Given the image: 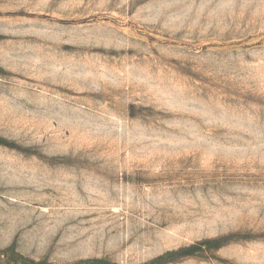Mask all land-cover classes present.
Returning a JSON list of instances; mask_svg holds the SVG:
<instances>
[{"label": "rangeland", "instance_id": "obj_1", "mask_svg": "<svg viewBox=\"0 0 264 264\" xmlns=\"http://www.w3.org/2000/svg\"><path fill=\"white\" fill-rule=\"evenodd\" d=\"M0 264H264V0H0Z\"/></svg>", "mask_w": 264, "mask_h": 264}]
</instances>
